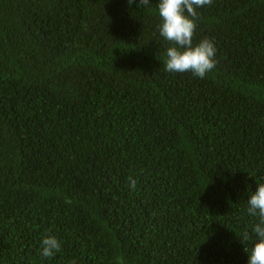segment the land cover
I'll return each mask as SVG.
<instances>
[{
	"label": "trees",
	"instance_id": "16d2710c",
	"mask_svg": "<svg viewBox=\"0 0 264 264\" xmlns=\"http://www.w3.org/2000/svg\"><path fill=\"white\" fill-rule=\"evenodd\" d=\"M149 3L0 0V264H247L264 0L197 9L202 79L165 70Z\"/></svg>",
	"mask_w": 264,
	"mask_h": 264
},
{
	"label": "clouds",
	"instance_id": "9594fccd",
	"mask_svg": "<svg viewBox=\"0 0 264 264\" xmlns=\"http://www.w3.org/2000/svg\"><path fill=\"white\" fill-rule=\"evenodd\" d=\"M129 5L133 0H128ZM212 0H158L157 10L160 23L157 25L159 35L170 44L165 49L164 68L168 72H190L198 78H204L215 68L216 47L205 38L193 44L198 19L197 9L210 5ZM149 0H139L141 6H148ZM136 181L130 178V187L135 188ZM247 212L258 217L254 226L256 240L247 252V264H264V183L256 186L247 199ZM244 240L249 239L247 232ZM41 255L45 258L60 251V242L54 236L46 235L41 242Z\"/></svg>",
	"mask_w": 264,
	"mask_h": 264
}]
</instances>
